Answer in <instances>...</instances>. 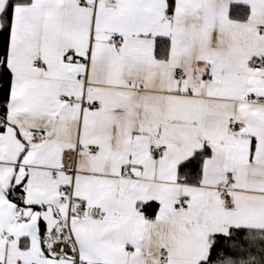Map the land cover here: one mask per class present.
Listing matches in <instances>:
<instances>
[{
    "label": "snow or ice",
    "instance_id": "snow-or-ice-1",
    "mask_svg": "<svg viewBox=\"0 0 264 264\" xmlns=\"http://www.w3.org/2000/svg\"><path fill=\"white\" fill-rule=\"evenodd\" d=\"M0 264H264V0H0Z\"/></svg>",
    "mask_w": 264,
    "mask_h": 264
}]
</instances>
